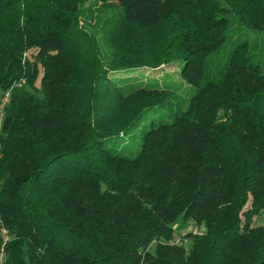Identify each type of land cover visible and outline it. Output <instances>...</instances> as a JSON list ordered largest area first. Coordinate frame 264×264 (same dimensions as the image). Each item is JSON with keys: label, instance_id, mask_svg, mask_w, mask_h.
<instances>
[{"label": "trees", "instance_id": "obj_1", "mask_svg": "<svg viewBox=\"0 0 264 264\" xmlns=\"http://www.w3.org/2000/svg\"><path fill=\"white\" fill-rule=\"evenodd\" d=\"M234 22L264 0H0L6 264H264V66L242 42L209 72ZM173 63L185 109L110 147L170 93L114 74Z\"/></svg>", "mask_w": 264, "mask_h": 264}, {"label": "rangeland", "instance_id": "obj_2", "mask_svg": "<svg viewBox=\"0 0 264 264\" xmlns=\"http://www.w3.org/2000/svg\"><path fill=\"white\" fill-rule=\"evenodd\" d=\"M115 9H109L103 11L92 23V30H99V25L105 18ZM103 36V33H100ZM247 42L248 52L250 55L256 58L264 66V30H254L238 25L234 22L228 31V39L225 45L216 52L209 63L210 77L214 79L219 78V69L223 66L227 59V55L236 45ZM117 77L129 78L128 83L132 82H147L151 79H157L160 85H163L169 90V101H166L164 106L154 112H148L145 114L142 122L132 132L126 136L111 137L107 140V144L114 148L116 151L121 152L128 156H133L137 152L135 148L141 143V136L152 120L170 119L174 112L183 110L189 102L190 93L193 90V86L188 84L180 75V66L177 63L162 65L159 68H139L128 72H117L114 74ZM25 83V79H22L20 84ZM39 85V82H37ZM257 224H264V215L257 218ZM178 234H184L191 231L196 226L193 222L182 224L181 220H178L174 224Z\"/></svg>", "mask_w": 264, "mask_h": 264}, {"label": "built area", "instance_id": "obj_3", "mask_svg": "<svg viewBox=\"0 0 264 264\" xmlns=\"http://www.w3.org/2000/svg\"><path fill=\"white\" fill-rule=\"evenodd\" d=\"M8 96V95H7ZM6 100V98L4 99V101ZM194 234H198V235H203L204 231L202 228H197L195 227L194 229L191 230ZM0 232L3 238V245H2V249L0 252V264H6L7 262V256H6V252H5V245L9 236L8 233V229L2 224V222L0 221Z\"/></svg>", "mask_w": 264, "mask_h": 264}]
</instances>
